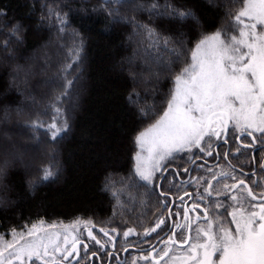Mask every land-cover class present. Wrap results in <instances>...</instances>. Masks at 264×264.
Returning <instances> with one entry per match:
<instances>
[{"label": "trees", "instance_id": "1", "mask_svg": "<svg viewBox=\"0 0 264 264\" xmlns=\"http://www.w3.org/2000/svg\"><path fill=\"white\" fill-rule=\"evenodd\" d=\"M241 8L0 0V233L40 221L135 232L154 224L161 173L151 183L136 174V137L166 109L195 46L230 30ZM45 170L54 175L45 180Z\"/></svg>", "mask_w": 264, "mask_h": 264}, {"label": "snow or ice", "instance_id": "2", "mask_svg": "<svg viewBox=\"0 0 264 264\" xmlns=\"http://www.w3.org/2000/svg\"><path fill=\"white\" fill-rule=\"evenodd\" d=\"M235 21L239 27L238 36L234 34L229 38L226 33L217 32L200 40L192 52V63L176 77V88L168 102L167 111L159 121L136 137L140 148L135 157L136 174L141 180L151 183L154 174L161 171V162L174 151H190L193 146L200 147L203 151L201 141L205 137H218V129L226 128L229 123L241 133L247 129L264 133V0H242V8L235 16ZM56 135L58 133H54L53 138ZM248 135H252V132H248ZM143 152H147V156H143ZM53 175L52 171L45 170L43 178L47 180ZM221 175L227 176L228 173ZM207 183L209 188L198 194L202 201L206 198L205 194L208 197L212 195L211 181ZM239 185L242 186L241 194L231 195L236 207L229 213L235 229L223 227L222 221L210 218L207 208L202 209L206 227H197L194 238L189 236L181 242L189 247L185 255L173 257V262L264 264V203L250 205L249 209H245L244 190H247V196L252 200L257 197L243 180L239 181ZM237 188L236 183L230 187L228 184L224 185L227 191ZM223 206L220 202L216 203L217 209ZM196 207L199 204L193 205V209ZM257 207L258 211L253 210ZM188 212L189 209L185 208V221L189 219ZM199 219L198 216L197 221ZM162 224L163 220L155 227L146 229L144 235L156 232ZM89 225L91 221L77 220L71 226H61V233L49 231L56 229V224L45 225L40 221L28 227L26 232L17 233L14 230L11 241H4L0 237V244L3 246L0 250V264H5V251L8 252L7 264H13L14 261L25 264V260L32 262L34 259L46 264L45 258L50 256V250L51 253H62L63 259L68 260L82 243L81 227L87 231L90 240H95L103 247ZM176 227L181 228L182 225L177 224ZM189 227L191 228L190 224ZM133 234V229H129L123 235L127 238ZM61 235L63 245L70 244V248L61 247ZM104 235L109 236V233L105 231ZM111 239L109 236V240ZM167 243L173 244L176 241L174 237H169ZM83 246L85 250L88 248L87 244ZM170 251L165 248L160 260L168 257ZM50 259L51 264H57L55 255H51ZM141 259L147 260L149 257Z\"/></svg>", "mask_w": 264, "mask_h": 264}, {"label": "flooded vegetation", "instance_id": "3", "mask_svg": "<svg viewBox=\"0 0 264 264\" xmlns=\"http://www.w3.org/2000/svg\"><path fill=\"white\" fill-rule=\"evenodd\" d=\"M218 132V137H205L206 142L201 143L203 151L197 147L192 152L183 153L177 157L173 165L162 170L158 181L165 172L161 180L164 183V189L157 191L159 207L154 224L142 231H133L134 234L127 238L123 234L128 230L119 231L94 224L89 225L96 240L101 241L103 247L95 240H90L87 231L81 228L82 243L77 246V252L73 253L68 260H64L63 254L60 253V256L56 258L57 264H133L134 261L135 264H172L174 263L172 258L185 255L189 247L188 244L181 242L189 236L194 238L197 227H206L202 209L207 208L210 218L222 221L225 228H231L232 217L229 213L236 207L235 202L231 200V195L241 194L242 186L239 185V181L243 180L257 197L256 200H252L247 196V190H244L245 209H249L250 205L258 206L264 203L262 198L264 194V143H262L264 134H257L251 129L241 133L233 125L220 128ZM248 132H252V135H248ZM253 140H255L254 144ZM221 173H228V175L224 176ZM214 176L216 179H213ZM233 177H235L234 180ZM207 181H211L212 195L208 197L205 194L206 198L202 201L198 198V194L204 193V190L209 188ZM233 183L238 185L237 189L231 191L224 189L225 184L230 187ZM217 202L224 206L217 209ZM195 204H199V207L193 209ZM185 208L189 209L188 221L184 219ZM255 209L259 210L258 207ZM198 216L200 219L197 221ZM161 220L164 224L156 232L144 235L146 229L155 227ZM177 224L182 227L177 228ZM105 231L109 233L111 240L109 236L104 235ZM169 237H174L176 243H167ZM84 244L88 245L86 250ZM66 247L70 248L71 245ZM165 248L171 250L170 254L160 260ZM146 256L149 259H141ZM29 264L38 263L30 262Z\"/></svg>", "mask_w": 264, "mask_h": 264}, {"label": "rangeland", "instance_id": "4", "mask_svg": "<svg viewBox=\"0 0 264 264\" xmlns=\"http://www.w3.org/2000/svg\"><path fill=\"white\" fill-rule=\"evenodd\" d=\"M258 30H259V26H258ZM220 32L226 33L227 36H228L229 38H230L232 35H234V34L238 36V33H239V27L237 26L236 21H235L234 26H233L230 30H228V31L225 30V31H224V29H223V31L221 30ZM214 34H215V33H213V34H211V35H214ZM211 35H209V36H211ZM222 38H223V37H222ZM195 48H196V46H195ZM195 48H194V50H195ZM194 50H193V51H194ZM191 63H192V61H191ZM175 88H176V83H175V85H174L173 92H174ZM173 92H172V95H173ZM172 95H171V97H172ZM170 99H171V98H170ZM169 101H170V100H169ZM167 109H168V105H167L166 109L164 110V112L162 113V115L158 118L157 121H159V120L161 119V117H163V115H164L165 111H167ZM157 121H155L153 124H155ZM153 124H152V125H153ZM152 125H150V126H152ZM150 126H148L147 128H149ZM229 126L232 127V124L229 123ZM147 128H146V129H147ZM146 129H145V130H146ZM145 130H144V131H145ZM251 130H252V129H251ZM252 131L255 132L254 130H252ZM256 133H257V134H264V133H259V132H256ZM16 138H17V137H16ZM1 139H6V138H4V136H2ZM18 140H20V139H18ZM202 142H206V139H204L203 141H201V143H202ZM137 146H138V145H137ZM6 148L8 149V147H3V148H2V151H1L2 154H3V158L6 157V156H7V157L9 156V159H10L11 162H16V163L20 162V160H19L18 157L10 156V153L8 152V150H7ZM11 148H12V147H11V145L9 144V150H10ZM196 149H197V147L193 146L192 149H191L190 151L192 152L193 150H196ZM139 151H140V148H139V146H138V152H139ZM190 151H189V150L174 151V152L172 153V155H171L169 158H167V159H165L164 161L161 162V171L164 169L165 165H167V164H171L172 161L175 160L177 157L183 155V153H187V152H190ZM142 155H143V156H147V152H143ZM188 155H189V154H188ZM188 155H186V156H188ZM17 158H18V159H17ZM135 164H136V161H135ZM161 171H158V172H156V173L154 174L153 179H152V182L155 181L156 176L159 175V174L161 173ZM254 210H256V209H254ZM75 221H77V220H75ZM75 221H71V222H67V223H63V222H50V223H46V222H44V223H45V225L56 224V225L58 226L56 229H49V231H55V232H61V233H63V227H61V226H64V227L71 226V225L73 224V222H75ZM80 221H81V220H80ZM82 222H86V221H82ZM38 223H39V222L32 223V224H30L28 227H31L33 224H38ZM28 227L24 228L23 230L16 231V232H17V233H19V232H21V231L26 232ZM230 227H231L230 229H232V230L235 229V225L232 224V223H231ZM81 228H83V227H81ZM12 234H13V231L9 232L7 235H4V234H1V233H0V237H2L4 241H11V240H12ZM60 244H61V247H66L65 245H63V235H61V237H60ZM2 247H3L2 244H0V250H2ZM51 255H55L56 258H57V257L60 256V253H51V250H50V256L45 258V262H46V264L51 263V259H50ZM4 257H5V264H7V259H8V252H7V251L4 252ZM32 262H37L38 264H42V261H40V260H35V259H34ZM29 263H30L29 261L25 260V264H29ZM13 264H19V262H18V261H14ZM172 264H180V261H176V262H174V263H172Z\"/></svg>", "mask_w": 264, "mask_h": 264}, {"label": "water", "instance_id": "5", "mask_svg": "<svg viewBox=\"0 0 264 264\" xmlns=\"http://www.w3.org/2000/svg\"><path fill=\"white\" fill-rule=\"evenodd\" d=\"M164 174H165V172H164ZM163 174V175H164ZM163 175L161 176V178H160V180L158 181V184H157V191L159 192L160 191V182H161V180H162V178H163Z\"/></svg>", "mask_w": 264, "mask_h": 264}]
</instances>
